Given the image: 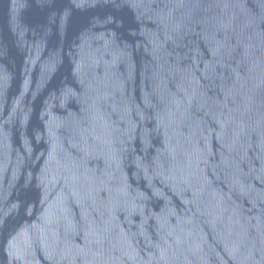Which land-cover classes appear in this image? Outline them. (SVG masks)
<instances>
[{
  "label": "water",
  "instance_id": "water-1",
  "mask_svg": "<svg viewBox=\"0 0 264 264\" xmlns=\"http://www.w3.org/2000/svg\"><path fill=\"white\" fill-rule=\"evenodd\" d=\"M0 264H264V0H0Z\"/></svg>",
  "mask_w": 264,
  "mask_h": 264
}]
</instances>
